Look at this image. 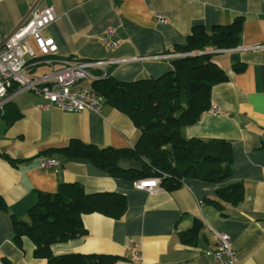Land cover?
Returning a JSON list of instances; mask_svg holds the SVG:
<instances>
[{"label": "crops", "instance_id": "crops-1", "mask_svg": "<svg viewBox=\"0 0 264 264\" xmlns=\"http://www.w3.org/2000/svg\"><path fill=\"white\" fill-rule=\"evenodd\" d=\"M45 7H53L57 15L43 34L54 39L58 58L127 59L106 68L108 75L124 82L156 78L171 70L172 57L167 54L176 53L174 46L184 43L195 26L209 32L241 17L238 45L208 50L228 77L211 89V107L217 111L209 109L197 122L181 128L185 138L229 141L231 175L219 183L185 178L173 190L149 193L85 159L40 154L45 148L65 146L72 138L100 147L131 148L139 131L127 115L107 103L100 113L69 112L54 104L40 107L47 101L35 92L18 93L12 102L20 118L6 124L0 115V197L6 206L0 210V264H46L33 255L28 237L19 243L13 239L12 219L30 222L27 210L36 203L37 193L54 192L60 182H78L87 193L123 194L127 210L120 220L83 214L87 234L55 243L54 254L123 256L114 264H213L207 252L215 243L213 231H218L228 235L237 264H264V47L249 49L264 44V0H0L4 34L12 33L33 9ZM154 13L166 15L167 22H157ZM109 30L114 46L99 38ZM233 65L243 69L235 71ZM47 70L40 65L34 72ZM45 157L56 159L57 167L42 169ZM124 159L118 160L119 167L141 168V162L137 166ZM235 181L244 185L239 204H224L220 210L205 202L217 188ZM195 219L203 222L196 243H181L178 234ZM131 247L140 251V261L132 258Z\"/></svg>", "mask_w": 264, "mask_h": 264}, {"label": "trees", "instance_id": "trees-1", "mask_svg": "<svg viewBox=\"0 0 264 264\" xmlns=\"http://www.w3.org/2000/svg\"><path fill=\"white\" fill-rule=\"evenodd\" d=\"M242 26L241 17L209 32L203 26H195L184 43L174 46L176 53L193 54L172 58V69L156 78L124 82L105 75L92 81V87L104 97L105 103L127 115L139 131L133 147H100L72 138L67 145L45 148L40 154L85 159L110 176L128 181L158 177L160 186L168 191L180 186L185 178L209 183L229 178L230 142L221 138H185L181 128L194 124L210 109L212 87L228 78L207 51L236 47ZM233 66L235 71L243 69ZM0 115L6 124H12L21 113L10 100ZM2 157L14 162L6 154ZM121 158L140 161L141 168H121L117 164ZM243 198V182L235 181L217 188L205 202L221 210L224 204L236 206ZM0 210H6L1 197ZM126 210L127 199L123 194L87 193L78 182H60L54 192L37 193L36 203L27 210L30 222L12 219L13 239L19 243L21 237H28L34 244L33 255L45 259L46 264H114L123 256L95 252L54 254L52 247L87 234L83 214L100 213L120 220ZM202 228L203 222L195 219L189 229L178 234L180 242L194 245Z\"/></svg>", "mask_w": 264, "mask_h": 264}, {"label": "built area", "instance_id": "built-area-1", "mask_svg": "<svg viewBox=\"0 0 264 264\" xmlns=\"http://www.w3.org/2000/svg\"><path fill=\"white\" fill-rule=\"evenodd\" d=\"M30 17L24 20L12 33L4 34L0 20V112L4 105L18 93L35 92L46 99L40 107L48 108L54 104L69 112L90 111L100 113L105 104L104 97L92 87V81L108 75L109 65L127 61V59L81 60L58 58L57 45L51 36H45L43 30L52 23L57 15L53 7L33 9ZM159 23L167 22L168 17L154 13ZM112 31L100 35L101 40L110 46L116 42L110 40ZM264 44L252 45L249 49H259ZM188 53L167 54L169 57L192 55ZM40 65L48 70L35 73ZM212 112L217 108L211 107ZM58 161L45 157L40 162L42 169H55ZM136 189L154 193L160 188V178L148 177L132 181ZM203 201L199 200L201 206ZM215 243L207 252L213 264H237L235 251L227 234L213 231ZM133 259L141 260L140 251L131 247Z\"/></svg>", "mask_w": 264, "mask_h": 264}, {"label": "rangeland", "instance_id": "rangeland-1", "mask_svg": "<svg viewBox=\"0 0 264 264\" xmlns=\"http://www.w3.org/2000/svg\"><path fill=\"white\" fill-rule=\"evenodd\" d=\"M186 56H188V55H186ZM27 93H29V92H27ZM16 100H17V98L15 99V101H16ZM124 160L127 161V162H129V163L136 164L137 166L140 165V161L126 160V159H124Z\"/></svg>", "mask_w": 264, "mask_h": 264}, {"label": "water", "instance_id": "water-1", "mask_svg": "<svg viewBox=\"0 0 264 264\" xmlns=\"http://www.w3.org/2000/svg\"><path fill=\"white\" fill-rule=\"evenodd\" d=\"M207 52H209V51H207ZM207 52H205V53H207Z\"/></svg>", "mask_w": 264, "mask_h": 264}]
</instances>
